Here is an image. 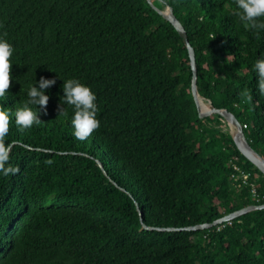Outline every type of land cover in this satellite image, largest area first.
<instances>
[{
  "label": "trees",
  "instance_id": "obj_1",
  "mask_svg": "<svg viewBox=\"0 0 264 264\" xmlns=\"http://www.w3.org/2000/svg\"><path fill=\"white\" fill-rule=\"evenodd\" d=\"M153 3L173 6L185 25L199 93L233 113L264 158V95L252 70L264 32L257 40L243 28L234 0ZM0 36L14 49L0 106L13 117L9 163L20 169L0 174V264H264V209L205 230L144 228L211 224L264 204V173L220 115L200 116L185 40L148 0H0ZM41 76L56 80L47 112L36 106L43 122L21 133L15 110ZM70 78L97 97L100 128L83 142L63 103ZM235 165L251 172L258 197L233 179Z\"/></svg>",
  "mask_w": 264,
  "mask_h": 264
},
{
  "label": "clouds",
  "instance_id": "obj_2",
  "mask_svg": "<svg viewBox=\"0 0 264 264\" xmlns=\"http://www.w3.org/2000/svg\"><path fill=\"white\" fill-rule=\"evenodd\" d=\"M234 4L232 15L246 31L251 32L257 40L261 39V33L264 32V0H234ZM200 19L202 21L203 17ZM215 34H210L209 40L214 39ZM6 35L4 33V36ZM13 51L12 44L0 36V99L6 97L12 84L11 57ZM252 70L256 73L257 91L260 95H264V58L256 59ZM37 83L38 87L29 86L26 101L14 113L15 127L21 133L43 122L38 116L36 106H39V109L46 114L49 97L45 94V90L53 86L56 80L41 76ZM62 89L63 103L73 109L71 119L73 135L83 142L100 128V121L97 119V97L89 86L75 78L64 80ZM239 96L243 103L252 104L251 90L243 89ZM58 115H68L64 106H58ZM12 122L11 113L0 106V174L4 177L14 176L20 171L18 166H12L9 163L13 145L7 141V137ZM45 163L51 165L53 161L47 160Z\"/></svg>",
  "mask_w": 264,
  "mask_h": 264
},
{
  "label": "water",
  "instance_id": "obj_3",
  "mask_svg": "<svg viewBox=\"0 0 264 264\" xmlns=\"http://www.w3.org/2000/svg\"><path fill=\"white\" fill-rule=\"evenodd\" d=\"M149 3L153 6V8L157 9L167 20L173 23V25L177 28L183 39L185 40V43L187 45V49L190 52L191 60H192V69H193V81H192V93L198 108V111L200 113V116L202 118L208 117L213 114H218L220 115L225 122L229 125V127L232 129L231 136L240 151V153L249 161H251L256 167H258L263 173H264V158L256 151L254 150L249 142L246 139V136L244 134L243 126L240 123V121L236 118V116L231 113L230 111L226 109H221L215 107L211 101L210 102V107L207 110H203L200 98L203 97L199 93L198 89V69H197V64H196V58H195V49L192 46V42L190 40L189 33L183 24V22L178 18V16L175 13V9L173 6H168L167 9H161L157 5L153 3V0H148ZM204 98V97H203ZM205 99V98H204ZM101 167L103 168L104 172L108 174V171L105 169V166L101 160H98ZM264 209V204L263 205H251L249 207L240 209L236 212L230 213L215 223L211 224H203V225H198V226H191V227H184L182 229H176L175 227H148L147 225H144L145 229L148 230H157V231H184V230H190V231H198V230H205V229H211L214 226H218L222 223L230 222L232 220H235L236 218L246 215L250 212L257 211V210H263ZM143 221V218H142Z\"/></svg>",
  "mask_w": 264,
  "mask_h": 264
},
{
  "label": "built area",
  "instance_id": "obj_4",
  "mask_svg": "<svg viewBox=\"0 0 264 264\" xmlns=\"http://www.w3.org/2000/svg\"><path fill=\"white\" fill-rule=\"evenodd\" d=\"M234 170L237 172L233 174V179L237 182L239 186H248L250 185L252 187V193L254 197H258V191L255 182L252 179L251 172L245 170L243 167L239 165L234 166ZM227 222V223H231Z\"/></svg>",
  "mask_w": 264,
  "mask_h": 264
},
{
  "label": "bare ground",
  "instance_id": "obj_5",
  "mask_svg": "<svg viewBox=\"0 0 264 264\" xmlns=\"http://www.w3.org/2000/svg\"><path fill=\"white\" fill-rule=\"evenodd\" d=\"M200 102H201V105H202L203 110H207V109H209V107H210V102L207 103L206 100H205L203 97L200 98ZM141 208H142V207H141Z\"/></svg>",
  "mask_w": 264,
  "mask_h": 264
},
{
  "label": "rangeland",
  "instance_id": "obj_6",
  "mask_svg": "<svg viewBox=\"0 0 264 264\" xmlns=\"http://www.w3.org/2000/svg\"><path fill=\"white\" fill-rule=\"evenodd\" d=\"M207 103H209V101H206ZM228 129L227 131L231 134L232 133V129L229 127V125H227Z\"/></svg>",
  "mask_w": 264,
  "mask_h": 264
}]
</instances>
